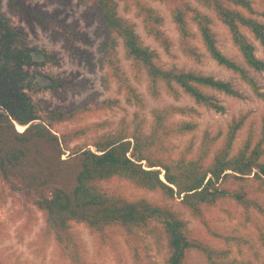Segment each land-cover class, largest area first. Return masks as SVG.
Returning <instances> with one entry per match:
<instances>
[{
  "label": "trees",
  "instance_id": "obj_1",
  "mask_svg": "<svg viewBox=\"0 0 264 264\" xmlns=\"http://www.w3.org/2000/svg\"><path fill=\"white\" fill-rule=\"evenodd\" d=\"M127 1L129 5H135L138 13L145 17L146 26L154 23V12L147 8L144 0ZM159 1L167 4L171 11L181 37V46L188 56L194 57L196 54L194 48L186 43L192 37L188 27L192 23L210 57L257 92L249 70L264 72V60L256 56L255 46L243 30L257 41L264 53V23L247 15L253 13L249 0H193L200 7L211 11L227 27L243 65L227 58L217 49L210 30V17L192 6L189 0ZM79 2L82 5L91 2L90 6L97 14L101 28L107 33L99 51L111 76L119 83L120 92L128 94V102H131L129 95L133 100H138L139 96L118 74L115 54L118 38L126 56L136 67L146 70L148 90L152 97H156L161 88L167 95L177 97L176 88H180L195 103L216 112H223V107L217 105L215 98L206 95L201 88L241 98L229 81L176 68L159 67L156 53L143 46L133 25L118 15L115 0ZM8 3L12 11L28 20L42 25L49 22L46 15L28 9L21 0H8ZM56 63L54 54L27 44L26 33L11 25L1 11L0 1V178L12 190L26 187L38 192L35 204L44 212L48 234L53 235L54 244L68 264H86L80 257L82 253L76 242V234L72 231L74 223L83 224L95 235H100L104 243H111L118 234L121 235L134 264H146L143 255L133 244V238L131 241V237L140 232L158 243H165V264H188V250L202 254L207 264H251L227 260L223 250L194 237L182 213L172 206L158 204L147 198L127 197L123 192L103 187L101 182L124 180L136 189L160 192L173 201L180 199L179 204L191 217L202 220L203 207L206 205L226 198L234 200L238 205L251 202L249 193L245 192L242 185L236 190L224 186L230 180L241 181L243 177L236 174L249 175L255 168L253 176L260 180L257 190L264 194V161H258L262 153L260 147L264 142V129L261 139L250 151L249 142H246L235 154H231L236 132L242 125V119H239L228 126L222 145L210 160L209 152L218 135L209 137L205 133L193 156L189 154L193 149L186 145L178 157H173L169 140L193 132L196 125L184 121L170 122L169 119L174 114L184 115L191 110L175 106L153 109L148 134L143 132L141 124L136 121L129 136L121 125L117 133L96 139L92 143L94 151L90 148H75L72 155L77 160V171L67 170L74 180L67 182L65 170L57 164L65 160H59L58 139L50 129L72 120V112L47 110L44 103L31 96L32 92L47 90L57 93L66 84L62 78L43 76L48 83L39 86L37 75L40 74L32 71L35 67ZM16 124L24 126L23 131H18ZM82 132L75 133L74 137L78 138ZM142 161L149 169L142 167ZM44 189H49V192H43ZM257 207L264 213L261 205L257 204ZM213 236L218 238L216 233ZM224 240L227 242L228 238ZM4 258L0 256V264H5Z\"/></svg>",
  "mask_w": 264,
  "mask_h": 264
},
{
  "label": "rangeland",
  "instance_id": "obj_2",
  "mask_svg": "<svg viewBox=\"0 0 264 264\" xmlns=\"http://www.w3.org/2000/svg\"><path fill=\"white\" fill-rule=\"evenodd\" d=\"M0 1L1 11L14 28L22 29L26 33L29 46L45 49L56 56V64H45L32 69L40 74L37 75L39 86L48 83L43 76L62 78L66 82L57 93L47 90L32 92L31 96L44 103L47 110L72 112V120L50 129L58 139L59 160H65L58 161L57 164L65 170L67 182L74 181L67 170L77 171V160L73 158L75 155H72L75 148H90L94 151L92 143L96 139L117 133L121 125L129 136L136 121L141 124L143 132L148 134L152 110L166 106L187 107L191 110L184 115L174 114L170 117V122L184 121L196 125L193 132L169 140L173 157H178L186 145L193 149L189 153L193 156L205 133L209 137L218 135L209 152L210 160L222 145L228 126L239 119H242V125L236 132L232 155L246 142H249V151L252 150L261 139L264 129V72L249 70L257 88V92L252 91L238 76L218 65L210 57L196 26L192 23L188 26L192 37L186 43L194 48L196 54L194 57L188 56L181 46V37L167 4L159 0H144L147 8L154 12V23L146 26L147 20L138 13L135 5H129L127 0H115L118 15L133 25L143 46L156 53V63L159 67L211 76L232 84L241 98L210 88H201L206 95L215 98L214 102L223 107V112H216L195 103L180 88H176L177 97L167 95L162 88L156 97H152L148 90L149 78L146 70L136 67L126 56L118 38L115 47L118 74L139 96L138 100H133L129 95L131 102H128V94L120 92L119 83L111 76L106 63H103L99 46L106 39L107 33L101 28L97 14L90 6L91 2L82 5L79 0H21L28 9L39 11L49 18V22L42 25L12 11L8 0ZM189 2L210 17V30L217 49L227 58L243 65L227 27L219 22L211 11L200 7L193 0ZM249 2L253 13L246 14L264 23V0ZM243 33L255 46L256 56L264 60V53L257 41L247 31L243 30ZM79 131H83V134L75 138V133ZM127 140L130 141V138ZM260 149L262 153L258 161L262 162L264 142ZM141 163L144 169H149L144 161ZM160 170L162 171L161 168ZM255 171L253 168L249 175L243 176L235 173L243 177L242 180H230L224 185L231 190L239 189L242 185L245 192L249 193L251 202L238 205L234 200L226 198L206 205L203 207L202 220L191 217L179 204L180 199H167L160 192L136 189L124 180L102 181L101 185L115 192H123L127 197L147 198L158 204L172 206L182 213L194 237L223 250L227 260L264 264V213L257 207L259 204L264 209V194L257 190L260 180L253 176ZM43 192L48 193L49 189H44ZM37 199L38 192L31 188L21 187L15 191L5 186L0 178V256L5 257V264H68L54 244L53 235L48 234L45 214L35 204ZM72 231L78 240L76 242L82 253L80 257L86 264H134L131 252L121 235L118 234L116 240L111 243H104L105 240L100 239V235H95L83 224L74 223ZM213 233H216L218 238H215ZM132 238L146 264H165L167 249L163 241L158 243L141 232L132 236L131 241ZM224 238H228V241L225 242ZM186 259L188 264H207L204 256L195 250H188Z\"/></svg>",
  "mask_w": 264,
  "mask_h": 264
},
{
  "label": "bare ground",
  "instance_id": "obj_3",
  "mask_svg": "<svg viewBox=\"0 0 264 264\" xmlns=\"http://www.w3.org/2000/svg\"><path fill=\"white\" fill-rule=\"evenodd\" d=\"M16 129L21 132V131H23L24 126L16 124ZM162 179H163V177H162Z\"/></svg>",
  "mask_w": 264,
  "mask_h": 264
}]
</instances>
